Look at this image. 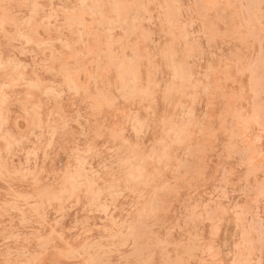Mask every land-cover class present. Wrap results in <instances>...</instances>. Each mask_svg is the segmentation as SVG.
I'll return each mask as SVG.
<instances>
[{
	"label": "rangeland",
	"instance_id": "obj_1",
	"mask_svg": "<svg viewBox=\"0 0 264 264\" xmlns=\"http://www.w3.org/2000/svg\"><path fill=\"white\" fill-rule=\"evenodd\" d=\"M0 264H264V0H0Z\"/></svg>",
	"mask_w": 264,
	"mask_h": 264
}]
</instances>
